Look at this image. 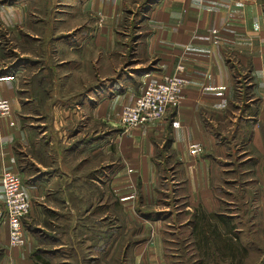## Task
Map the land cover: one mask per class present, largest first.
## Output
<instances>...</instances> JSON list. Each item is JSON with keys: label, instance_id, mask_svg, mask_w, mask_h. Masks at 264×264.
I'll use <instances>...</instances> for the list:
<instances>
[{"label": "crops", "instance_id": "0c3cea01", "mask_svg": "<svg viewBox=\"0 0 264 264\" xmlns=\"http://www.w3.org/2000/svg\"><path fill=\"white\" fill-rule=\"evenodd\" d=\"M42 1L0 0V96L12 109L0 116V174H19L31 202L26 243L13 246L0 187V264H111L117 246V264H201L210 252L244 264L264 250L250 236L264 192L232 189L264 187V0H55L70 10L40 22L43 38L31 22ZM21 33L31 48L10 55L3 43ZM179 62L189 84L178 105L123 126V106ZM175 224L194 253L171 263Z\"/></svg>", "mask_w": 264, "mask_h": 264}, {"label": "built area", "instance_id": "2783aa9c", "mask_svg": "<svg viewBox=\"0 0 264 264\" xmlns=\"http://www.w3.org/2000/svg\"><path fill=\"white\" fill-rule=\"evenodd\" d=\"M184 69L185 65L179 62L173 74L161 80H149L135 101L123 106L120 123L129 128L163 119L171 108L178 105L183 89L189 84V79L182 75ZM11 110L10 101L0 96V116L9 115ZM202 149L199 143H193L190 153L195 155ZM0 187L4 197L2 219L9 225L10 243L23 246L26 243L24 217L30 213L31 202L20 175L9 169L2 170Z\"/></svg>", "mask_w": 264, "mask_h": 264}, {"label": "rangeland", "instance_id": "374dc122", "mask_svg": "<svg viewBox=\"0 0 264 264\" xmlns=\"http://www.w3.org/2000/svg\"><path fill=\"white\" fill-rule=\"evenodd\" d=\"M65 2H67V4H70L72 2V0H63ZM47 3V10L46 11H33V15H31V22L32 21H35L36 24H38V27L37 25L35 26L34 28V31L37 32L38 34H41V32H46L47 30V27H45V25H47L48 23H46L45 21L48 19V18H53L55 17V15H59L60 13H63L61 10H70V6H58L57 4H53L55 2V0H46V1H42V3ZM71 17V15H70ZM68 17V18H70ZM71 20V18H70ZM43 22L45 23V25L43 23H40V22ZM40 24H43V27H41ZM41 31V32H40ZM34 32V33H35ZM21 37L19 39H15V37L13 38V36L11 37L12 40H6L4 41L3 43V46L5 47V50L10 54V55H14L16 56L15 52H13V48L15 46L19 47V49L21 51L24 50V48H28L30 47L29 45H31V42L28 40L29 42V45H25L24 46V42H22V39L23 40H26V38H24V34H20ZM42 38L43 36H45V33L41 34ZM48 36L45 37V42L47 40ZM47 44V43H46ZM8 48V49H7ZM31 48V47H30ZM18 57H19V53H17ZM21 63L24 62L23 60H19ZM45 114V113H44ZM36 116V115H35ZM28 121H30V118H34V122H37L39 120L38 117H28ZM37 126H39V129L42 130V129H48L50 131V128L51 127V124H49V119L45 120H41V121H38L37 123ZM233 189V193H236V194H239L240 196H244V195H251V193L248 192V189H252L255 191V193L257 194V197L259 196V194L263 193L264 192V187L262 188L261 186H259L257 183L254 184V186H250V187H245L244 186V189L243 190H238L237 188H232ZM226 195V194H225ZM226 197H229V196H226ZM236 197V196H235ZM237 199V197H236ZM242 203H240L238 206H240L242 208V212H247L249 209H246V207L243 205ZM234 206H237L234 204ZM244 207V208H243ZM252 210V209H251ZM30 214V213H29ZM241 225L244 226L245 230L247 231L246 233L249 234L248 232L250 231L251 229V224H250V221L248 222V219L245 218V220L243 222H241ZM260 227L259 230L261 233L257 234L256 236L254 235H250L254 240H256V246H261L263 248L264 246V243H263V238H264V235H263V226H264V222L261 220L258 224ZM167 229H170L173 233H168L166 235L167 238H171V239H175V243L171 242V243H168L170 245L171 248L169 249V259L171 260V263L174 262L175 260H180L179 258H184V259H189L190 258V255L193 252V250L189 249V247L187 245V239L186 238V235L187 233L185 231H183V229H180L178 227L177 224L171 226L170 228L167 227ZM248 238V236H247ZM186 244V245H185ZM118 246H117V249L115 250V252L113 251L112 253V256H111V264H117V261H115V258H117V254H118ZM175 254V255H174ZM264 250L262 249L261 251H258V250H251L250 254H249V257H247L245 259V262L244 264H253L255 262H263V260H261L262 258L264 259ZM204 258L205 260H203V262H201V264H216V260L212 259V256H211V252H210V255L207 256V255H204ZM183 259V260H184ZM261 260V261H260ZM184 264V263H183ZM185 264H192L191 262L189 261H186Z\"/></svg>", "mask_w": 264, "mask_h": 264}, {"label": "trees", "instance_id": "16d2710c", "mask_svg": "<svg viewBox=\"0 0 264 264\" xmlns=\"http://www.w3.org/2000/svg\"><path fill=\"white\" fill-rule=\"evenodd\" d=\"M218 217L220 219H222L221 218L222 216H218ZM215 238L218 239V238H220V236L219 235H215ZM209 239H210L209 237H206L207 241H209ZM221 241H222V245H221V248H220L221 250L220 251H222V253H224V254H232L233 252H235V245L233 243V239L231 238V236L226 237L224 239L221 238ZM1 252L2 251H0V254H1ZM207 253H209V252H207ZM209 255H210V253H209ZM260 264H264V261L261 262Z\"/></svg>", "mask_w": 264, "mask_h": 264}]
</instances>
